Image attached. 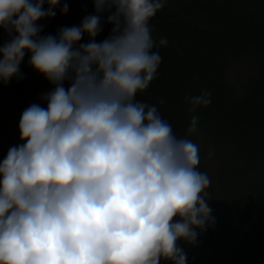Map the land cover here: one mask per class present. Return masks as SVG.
<instances>
[{"label":"clouds","instance_id":"clouds-1","mask_svg":"<svg viewBox=\"0 0 264 264\" xmlns=\"http://www.w3.org/2000/svg\"><path fill=\"white\" fill-rule=\"evenodd\" d=\"M165 2L93 0L95 14L79 26L41 36L37 21L54 17L60 0H0L11 37L0 46V80L20 77L27 52L55 86L42 96L47 108L22 112L26 142L0 162V264H186L177 241L195 244L196 229L215 224L198 145L136 99L161 63L149 22ZM105 12L111 34L96 42ZM210 96H185L189 112ZM197 125L194 115L188 133Z\"/></svg>","mask_w":264,"mask_h":264},{"label":"trees","instance_id":"trees-1","mask_svg":"<svg viewBox=\"0 0 264 264\" xmlns=\"http://www.w3.org/2000/svg\"><path fill=\"white\" fill-rule=\"evenodd\" d=\"M155 17L167 44L159 45L153 37L161 63L156 78L136 99L155 105L178 137L188 139L195 115L197 127L232 145L247 163L256 155L264 160V0H166ZM243 58L253 59L258 73L247 93L238 96L226 69ZM202 90L211 93V104L189 112L185 96ZM257 199L264 205V194ZM205 256L198 254L197 262Z\"/></svg>","mask_w":264,"mask_h":264},{"label":"rangeland","instance_id":"rangeland-1","mask_svg":"<svg viewBox=\"0 0 264 264\" xmlns=\"http://www.w3.org/2000/svg\"><path fill=\"white\" fill-rule=\"evenodd\" d=\"M65 3L68 11L62 14L61 7ZM47 7L45 3L44 8ZM54 11V17L37 21L42 26L41 36H56L61 28L79 26L84 17L95 14V7L93 0H60V6ZM109 14L105 12L102 16V31L95 38L96 42L111 34L113 25L106 22ZM149 26L152 37L166 38L157 27L155 16ZM10 39L8 33L0 28V46ZM88 41L89 37L85 34L79 43L86 44ZM30 55L26 52L20 64L22 78L14 76L8 83L0 80V162L11 147L26 142L20 139L22 112L32 104L47 108V101L42 96L55 87L29 64ZM257 73L254 60L243 58L228 65L226 79L234 93L242 96L247 93ZM69 86V82L65 81L64 87L67 89ZM188 139L200 149L198 170L210 179L206 199L215 224L202 233L196 229L199 234L195 244L183 239L177 241L186 254V264H260V255L264 251V205L257 198L259 193L264 194V160L256 155L253 162L247 163L246 157L235 155L232 145L213 137L210 130L204 127H197ZM209 153H212L211 157ZM201 252L206 254L205 260L198 263L197 256ZM161 264L170 262L162 260Z\"/></svg>","mask_w":264,"mask_h":264}]
</instances>
